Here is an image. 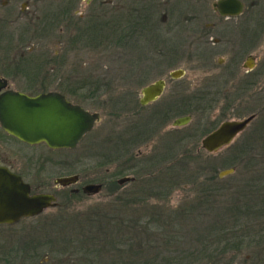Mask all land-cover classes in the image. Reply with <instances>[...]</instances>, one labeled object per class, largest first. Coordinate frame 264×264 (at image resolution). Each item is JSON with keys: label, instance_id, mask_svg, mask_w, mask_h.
Wrapping results in <instances>:
<instances>
[{"label": "rangeland", "instance_id": "rangeland-1", "mask_svg": "<svg viewBox=\"0 0 264 264\" xmlns=\"http://www.w3.org/2000/svg\"><path fill=\"white\" fill-rule=\"evenodd\" d=\"M10 1L14 6V17L17 16L14 19H20L21 23L16 25L18 32L14 34L15 29L3 33L5 28L0 26V70L5 53L10 49L5 41L10 38L14 43L18 41L23 27L27 26L21 25L26 13L30 12V18H44L47 32L44 53L35 54L32 51L34 44H29L13 51L12 57L8 54L11 63L7 66L13 69L22 60L18 63V74L9 80L10 88L29 95L38 94L42 89L62 91L88 112L98 113L100 121L75 148L62 150H52L44 144H23L10 138L0 127V165L24 172L26 182L31 183L34 178L36 182L40 181L45 189L43 192L56 195L59 205L47 209L37 218L0 225V264H66L72 254H76L77 260L80 254L75 249L76 244L71 243L83 237L76 233L81 230L93 232L94 223L91 228L89 224L99 212L97 210L106 204L114 207L119 203L128 204L127 208L132 207V203H139L135 208L126 209L125 215L133 219L140 215L142 223L150 218V206L158 204L161 208L165 204L168 209L163 212L165 218L155 217L161 228L151 227L150 231L155 235L143 247L157 246L166 250V256H174V252L181 251L177 248L182 240L189 238L193 227L200 225L196 218L177 221L169 214L183 205L193 208L194 204L202 203L199 190L204 186H211L218 195L229 194L219 200L223 205L234 203L238 198L237 203L242 202V208L249 207L235 222L221 217L223 224L236 223L235 232L246 236L243 249L233 253V264H264V0H241L243 13L229 19L219 17L213 9L212 4L217 0H172L169 3L103 0L109 18L100 17L93 27L103 26L107 21L112 30H117V37L124 32L128 39L132 32L134 39H125V47L122 42L116 47L112 40L111 45L104 44L105 41L97 38L96 32L93 35L89 27L85 29L88 38L80 47L60 44L57 39L60 25L56 24V17L59 3L63 6L64 0ZM101 1L81 0L70 11L84 18L92 6ZM122 2L126 4L122 10L125 26L121 22L122 11L119 12ZM22 4H26L22 8L25 10L23 16L19 15ZM135 22L140 23L141 35H136L134 28L124 29L133 27ZM195 31L199 35L196 36L197 43L193 44L195 39L190 38V34ZM249 57L254 61L252 70L245 66ZM126 70L127 73L134 70L133 75L140 73L142 79L141 86L132 90V107L140 112L138 115L122 110L125 97L122 77ZM174 70H183V78L171 80L169 73ZM0 75L5 74L0 71ZM34 75H37V82L32 80ZM159 79L168 82L163 96L141 111L138 108L141 89ZM40 82H43L42 89L38 85ZM198 92H211L212 102L207 112L201 116L193 113L190 123L181 127L178 137H172V121L184 114H171L162 125V116L153 112L160 110L163 99L169 95L178 97L180 93L194 95ZM250 115H255L254 120L230 146L213 154L201 149V139L216 129L224 118L242 120ZM179 139L182 140L176 142ZM184 164L198 176L197 183L206 179L210 181L208 185H193L194 182L182 177L166 198L165 194L159 195V200L149 198L157 192L167 193L168 189L159 191L163 182L159 180L150 184L142 181V184L141 177L172 165L173 175ZM229 169L233 171L231 174L218 176ZM71 174L80 176L78 187L87 183L102 184L100 193L90 196L79 193L72 197L69 206H65L60 194L67 195L68 190L55 189L54 181ZM124 177L133 178L134 184L129 182L119 186L117 181ZM185 181L186 184H182ZM166 225L170 227L167 229ZM167 231L170 236H175V242L178 241L173 248L164 246V240L158 241ZM90 235L89 232L87 238H93ZM61 239H67L70 244L63 246ZM88 240L85 241L89 245ZM60 247L68 249L60 253ZM148 248L146 253L153 254ZM154 252L159 253V250ZM86 255L94 258L92 253ZM99 258L100 264H109L111 260L108 253ZM117 260L119 262L114 264H122L125 259L119 257Z\"/></svg>", "mask_w": 264, "mask_h": 264}, {"label": "trees", "instance_id": "trees-1", "mask_svg": "<svg viewBox=\"0 0 264 264\" xmlns=\"http://www.w3.org/2000/svg\"><path fill=\"white\" fill-rule=\"evenodd\" d=\"M117 33V30H112L110 25H103L101 26V29H96L97 38L102 41H107L110 45L112 44V40V42H115L114 45H117L116 47L121 46L122 37H117ZM97 85L101 86L99 82ZM250 86H253V84H250ZM80 89H84V87H80ZM210 96L211 92L194 93V95H190L189 98L190 108L177 111L179 108L176 107L175 113L181 114L185 112L187 115L190 114L192 116L193 113H199L201 116L202 111L207 110L211 105L212 101L211 98H209ZM203 100H205V102H203ZM181 140L182 139L176 140V142ZM187 158L189 159V157ZM150 163L153 164V161ZM173 168V165L163 167L154 173L147 174L144 178L141 177V183L143 181V183L150 184L159 180L163 182L158 190L162 191L168 189L167 193L157 192L155 193V196L152 195V197L149 198L159 200L161 199L159 196L161 194H165L164 198H166L169 191L178 184V180L182 177H186L187 181L194 182L193 185L198 184L199 186H204L207 182H210L205 179L204 182L197 183V180L199 179L198 176L193 175L190 168L188 167L187 169V165L185 164L181 166V172L177 171L171 175ZM132 183L133 182H130V184ZM182 184L185 185L186 181ZM199 191L202 193L201 198L203 199V204L199 202L198 204H194L195 206H193V208H187L183 205L176 210H171V213L169 214V216L173 215L176 217L177 221L187 218H196L197 224L200 225L198 227H193L194 230L191 231V234L189 233V238L182 240L183 242L180 243L181 246L177 248V250L181 251L179 253L174 252V256H166V250L157 246L154 248L143 247V244L155 235L150 231L151 227L155 226V229L157 230L161 228L162 225H160L157 218H165L163 212L168 211L165 204H163L161 208L158 204L150 206V218L148 219V222L146 221L145 223H142L143 217L140 215L134 219L125 215L126 209H132V207L135 208L136 205L139 206V203H132V207L129 208H127V206H129L128 204L119 203V205H115L114 207L106 206V204L102 206L101 210H97L99 212L97 215H94L93 222L89 221L90 228L94 223L93 232L87 231V233H85L82 230L77 233L75 232L78 237H83L82 239L76 238L74 240L77 241L71 243L73 245L74 243L76 244L75 249L79 252L80 257L75 260L76 254H72L70 256L71 260H68L66 264H69V262L71 264H100L101 259L99 257L101 255L104 256L106 253L111 257L109 264L119 262L117 260L119 257L125 259L122 261V264H233V261L235 260L233 253H238L243 249L246 236L235 232L238 227L236 223L223 224L221 217L223 216L224 219L227 218L228 221L235 222L238 217L244 216V213H247L245 210L248 211L249 207L246 205L248 208H242V206H240L242 202L237 203L238 198L234 199V203L229 202L223 205L222 200H219L229 194L218 195V191L212 189L211 186H204V189ZM146 205L148 204L146 203ZM78 221L80 222V220ZM168 226L170 227V225H166L167 229ZM89 232L91 233L90 236L93 238H87ZM162 237L163 238H160L158 241L164 240V246L169 245L173 248L174 243H178V241H174L175 236H170L169 231H167L166 235L164 234ZM62 240L63 239H61V241ZM85 240L91 242V245L86 244ZM134 240L137 241L135 242ZM62 243L64 246L68 244L69 241L66 239L63 240ZM249 245L250 243L246 244V247ZM60 248H62L59 250L60 253L68 249L63 247ZM146 248L151 249L153 254L146 253ZM155 249H158L159 253H155ZM89 253H92L94 258L86 255ZM150 254H152V256L148 257ZM112 257H114V259Z\"/></svg>", "mask_w": 264, "mask_h": 264}, {"label": "water", "instance_id": "water-1", "mask_svg": "<svg viewBox=\"0 0 264 264\" xmlns=\"http://www.w3.org/2000/svg\"><path fill=\"white\" fill-rule=\"evenodd\" d=\"M213 8L222 16H238L243 11L242 3L238 0H221L213 4ZM246 68L252 70V57L246 60ZM182 70L170 73L173 79L181 78ZM163 82L158 81L142 90V104L152 102L162 92ZM6 81L0 79V127L8 135L28 144H45L49 149H73L82 138L91 132L100 121L98 113H90L79 105H73L59 93L49 92L31 97L26 94L5 90ZM250 115L242 120L222 122L214 131L201 141V149L209 154L216 153L230 146L254 120ZM191 118L184 116L175 119L172 127L179 128L190 123ZM232 169V168H231ZM225 170L219 177L231 174ZM77 176L57 178V186L68 187L75 184ZM133 181L124 177L117 181L119 186ZM102 185L89 184L83 188V193L90 196L100 193ZM56 200L50 194L30 195V186L19 176L0 167V225L15 224L23 218L36 217L44 210L54 207Z\"/></svg>", "mask_w": 264, "mask_h": 264}, {"label": "flooded vegetation", "instance_id": "flooded-vegetation-1", "mask_svg": "<svg viewBox=\"0 0 264 264\" xmlns=\"http://www.w3.org/2000/svg\"><path fill=\"white\" fill-rule=\"evenodd\" d=\"M59 1H62V0H59ZM78 1H81V0H64L63 1V6L61 4L62 2L59 3L60 6H58V9H57L58 12H57V17H56V20H57L56 21V24L60 25L59 30H58V38H57V39L60 40V42H61L60 44H62V43H64V45L71 44V45H75L76 47H80V45H83L84 44V41H86V39L88 38V36H87V34L85 32V29L88 28V27H89V29L91 28L90 31L94 35V32H96V29L97 28L101 29V26L93 27V26H95V22L100 17L109 18V16H108L109 15V12L106 13L104 11L107 8L104 7V5H106L105 4L106 2L103 1V0L100 3H96L95 5L92 6V8L90 9L91 12L88 13V16H86L84 18L81 17V16H78V17L75 16L74 11H70V10L75 8L76 2L78 3ZM86 1L87 2H90L91 0H84V2H86ZM153 1H161V2H168L169 3L172 0H153ZM195 1H201V0H195ZM219 1H221V0H217V2H215V3H218ZM238 1L242 3L241 0H238ZM215 3H213V4H215ZM69 4H71V5H70L69 8H67ZM213 4H212V7H213ZM24 5H26V4H22L21 5V10L19 9V15L21 14L23 16L22 11L24 13L25 10H22V8H24ZM125 5H126L125 2H122L119 12H121L122 10L125 9ZM242 6H243V10H244L243 3H242ZM215 12L217 13V15L219 17H223L225 19L234 18L232 16L231 17L230 16H222L216 10H215ZM123 13H124V11H122V16H121L122 21L121 22L125 26V21H126L125 19L126 18L123 17ZM242 13H243V11H242ZM28 14H29V16H28ZM14 15H15V10H14L13 3L10 0H0V26L3 25V28H5V30H2L1 32H3V33L4 32H11L14 29L15 30H14L13 34L16 33V32H18V31H16V28H17L16 25H18V23H21V21H20V19L15 20L14 18H17V16L14 17ZM30 16H31L30 12H28V13L25 14V17L23 19L24 20V24H21V25H25L26 24L27 26H24L23 27L21 37H18V41L16 43H14L15 42L14 39L11 40V38L9 40L5 41V44H7L6 46H10L9 47L10 48L9 51L7 53H5V55H6V56H4L5 60L4 61L2 60V67H3V69L0 70L3 74H5L4 75L5 77L0 75V79H3V80L6 81L7 87L5 88V90H12L10 88V85H9V80L11 78H14L18 74V70H17V67L19 66L18 63L22 62V60H19V62L16 64V68H14V69H13V67L7 66V65H9V63H11V60H10L8 54H10V56L12 57L14 55L12 53L13 51H17V50H19V49H21L24 46L29 45V44H34L32 51H34L35 54H36V52L37 53L38 52H43V53L45 52V46H46V43H47L46 42V34H47V32H46V24H45L46 21H45L44 18L42 19L41 17H38L37 18L35 16V18H30ZM1 17H4V18L1 19ZM36 20H37V22H36ZM136 22H137V20H136ZM136 22H135V24L134 23L132 24L133 27H131V26H128L127 27L126 26L127 28L124 27V29L126 30V29H132V28H134L135 30H133V32H135L136 35H139V34L141 35V32H140L141 31L140 23L139 22L136 23ZM103 24L104 25H107L108 23H107V21H105ZM28 26H31V27L27 28ZM71 29H72V31L70 32ZM72 32H73V34H72ZM69 33H71V34L68 35ZM197 34L199 35V32H197V31L191 33L190 34L191 35L190 38H193L196 41ZM29 35H31V37ZM125 39L126 40H129V41L133 40L134 38H132V32L128 35V39L126 38V34H124V32H123V35L121 37V42H122V45L124 47L127 45L126 42H125ZM94 41H95V39H94ZM195 41L193 42V44L194 43H197V41L196 42ZM134 42H137V40L134 41ZM104 44H108V42L105 41ZM35 45L37 46V49L35 48L36 47ZM204 48L206 49V47H204ZM35 50H37V51H35ZM20 57L23 58L22 56H20ZM133 71H130V72L127 73V70H126V73L124 74V77H122L124 79V84H123L122 87H123V91H125L124 92L125 97H124V102L122 104L123 105L122 106V110L124 111V113L138 115L140 112L139 113L136 112L137 109L135 108L136 110H134L133 107H132V103H133V100H132V96H133L132 93H133V91L132 90H134L135 88H139L141 86L142 79H141V76L139 75L140 73H136L138 75H136V74L133 75ZM7 73H9V74H7ZM170 73H169V77H170ZM183 76L181 78H183ZM181 78L173 79V78L170 77L171 80H179ZM32 80H33V82H37V75H34V78ZM158 81L163 82L162 92L152 102H149V103H146V104H142V101H143L142 90L146 86H144L143 89H141V98L138 100V108L141 111L143 110V108H145V107H147V106H149V105H151L153 103H156L163 96L164 91L166 89V85H167L168 82L166 83V81L164 79H159V80H157L155 82H158ZM59 82L62 83V80H59ZM155 82H153V83H155ZM41 83H43V82H40L38 85L42 89ZM149 85H151V84H149ZM149 85H147V86H149ZM12 91H15V90H12ZM15 92H19V91H15ZM49 92L59 93L69 103H71L73 105H78L77 103H74L70 99V97L68 95H66L62 91H44L42 89L38 94H35V95H29V94H26V93H23V92H20V93H23V94H26L28 96L34 97V96H37L39 94H45V93H49ZM189 98H190V95L189 94H185V93H182V94L180 93V96H178V97H175L174 95H169V96H167L166 99H163L164 101H163L162 106H160V108H158L160 110L157 111V112H153V114H159V115L162 116V125H163L164 123L167 122V119H168V117L171 114L174 115V113L176 112L175 111L176 110L175 107L179 108V109H177V111H182V110H186V109H189L190 108V102H189L190 100H189ZM203 102H205V100H203ZM206 112H207V110H203L202 111V115H204ZM181 114H184L183 116H189L191 119L193 117L190 114L187 115L185 112H183ZM183 116H180V117H183ZM223 120L224 121H228L229 119L224 118ZM139 121H138V124H139ZM138 124H136V125H138ZM180 129H181V127L180 128H172V130H171V132H172L171 134L173 135L172 137L178 136ZM214 130H212V131H214ZM211 132L207 133L204 137H206ZM8 136L10 138L14 139L15 141L21 142V141L17 140L16 138H14V137H12L10 135H8ZM167 136H169V135L167 134ZM203 138L201 139V141L203 140ZM21 143H23V142H21ZM23 144H25V143H23ZM60 150H62V149H60ZM0 167L6 168L11 173L19 176L25 183H27L30 186V195L50 194L48 192H43V190H45V189H43L44 187L42 186V184L40 183V181L36 182V179L35 178H34V180L31 183L26 182L25 181V176H24L25 173L24 172H22V171L21 172L20 171L19 172H15V171L11 170L10 168H8L6 166H2V165H0ZM26 176L29 177L28 175H26ZM72 176H77V181H76L75 184L70 185L68 187L57 186L54 183L55 189H59L60 188L62 190H65V189L68 190L67 191L68 192L67 195L64 192H62L60 194L61 198L65 200V203H64L65 206H69V202H70V200L72 199V197L74 195H78L79 193H81L82 195H85L86 196V194H84L82 190H83V188L86 185L92 184V183H87V184H85V185H83L81 187H78V185H80V183H81V180H80V176L79 175H77V174H71L69 176H63V177H72ZM59 178H61V177H59ZM100 185H102V184H100ZM102 187H103V185H102ZM50 195H53L54 196V198L56 200V205L54 207H51V208H48V209H53V208L59 207V205L57 203V196L54 195V194H50ZM46 210H44V211H46ZM40 215H38V216H40ZM38 216L32 217V218H23L19 222L24 221V220L34 219V218H37ZM2 225L5 226L7 224H2Z\"/></svg>", "mask_w": 264, "mask_h": 264}]
</instances>
